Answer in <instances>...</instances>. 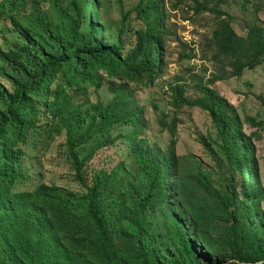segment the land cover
<instances>
[{
    "label": "trees",
    "instance_id": "trees-1",
    "mask_svg": "<svg viewBox=\"0 0 264 264\" xmlns=\"http://www.w3.org/2000/svg\"><path fill=\"white\" fill-rule=\"evenodd\" d=\"M187 2L193 15L213 17L204 46L230 68L229 76L264 61L263 23H248L239 35L221 7L228 0ZM164 3L138 0L126 8L123 0H0L2 264H264V190L255 131L245 130L257 124L253 117L243 123L210 85L219 78L190 75L193 85L180 77L170 85L176 110L156 123L172 138L166 149L126 138L133 174L123 164L91 166L100 149L122 136L109 139L113 125L142 130L134 89L151 86L163 70ZM99 90L104 98L92 101L91 92ZM191 107L209 114L222 142L216 184L198 174L196 158L197 170L186 171L175 152L176 113ZM61 133L62 154L83 190L78 197L44 182L28 189L21 169L31 140Z\"/></svg>",
    "mask_w": 264,
    "mask_h": 264
},
{
    "label": "rangeland",
    "instance_id": "rangeland-1",
    "mask_svg": "<svg viewBox=\"0 0 264 264\" xmlns=\"http://www.w3.org/2000/svg\"><path fill=\"white\" fill-rule=\"evenodd\" d=\"M123 1L126 8L138 2ZM175 2L176 0H165L164 3L163 22L166 33L163 37V70L151 86L146 88L133 86L135 106L142 110L140 119L142 130L133 134L128 133L129 126L118 123L113 125L107 132L109 139L118 134L122 136L116 137L112 145L100 149L90 161L91 166L96 169L123 164L133 174L137 166L126 138L143 139L147 146L157 145L161 149H166L172 138L167 129L156 123L157 118L164 113L169 120L176 110L171 104L170 85L174 84L178 77L182 79L180 83L186 81L189 85L194 84L190 81V75L202 78L203 82L216 77L219 80H214L210 85L235 107L242 122L246 123L247 117L255 119L257 125L249 130L245 124V130L248 133L255 131L251 142L257 161L258 185L264 190V61L252 70H245L239 77L229 76L230 68L223 62L212 60V53L207 52L204 46V38L210 35L215 24L213 17L208 13L193 15L187 0L174 7ZM259 3L264 4V0H228L221 7L232 15L231 23L234 30L239 35H245L243 27L248 23L257 21L264 26V7ZM113 7L110 13L115 18L117 12ZM2 33L3 26L0 24V36ZM105 93V90L91 92L89 98L95 101L97 96L104 98ZM176 119L178 120L173 136L174 148L182 166L185 165L188 172L196 171L198 168L194 161L196 158L202 165L198 174L214 181L215 184L217 181L220 182L222 174L219 173V166L222 164L219 161L222 142L209 114L198 107L184 108L176 113ZM125 134H128V137L124 136ZM64 138V133L48 138L42 134L38 140H31L21 165L27 176L25 183L28 189L44 182L55 185L62 193H73L76 197L83 193L82 188L73 180V171L62 154ZM91 145L92 143L87 144L85 149H80V155H85ZM181 169L183 170L182 167ZM170 199L175 200L173 196ZM260 205L264 211V199ZM2 263L4 262L1 261L0 252V264Z\"/></svg>",
    "mask_w": 264,
    "mask_h": 264
}]
</instances>
